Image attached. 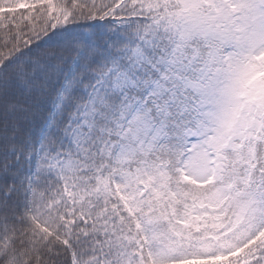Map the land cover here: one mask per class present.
<instances>
[{
	"label": "snow or ice",
	"instance_id": "snow-or-ice-1",
	"mask_svg": "<svg viewBox=\"0 0 264 264\" xmlns=\"http://www.w3.org/2000/svg\"><path fill=\"white\" fill-rule=\"evenodd\" d=\"M0 264H264V0H0Z\"/></svg>",
	"mask_w": 264,
	"mask_h": 264
}]
</instances>
